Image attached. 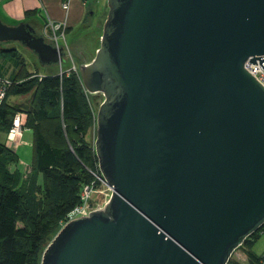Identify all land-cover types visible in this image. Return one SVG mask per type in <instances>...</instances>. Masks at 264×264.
<instances>
[{"label":"water","instance_id":"95a60500","mask_svg":"<svg viewBox=\"0 0 264 264\" xmlns=\"http://www.w3.org/2000/svg\"><path fill=\"white\" fill-rule=\"evenodd\" d=\"M79 64L111 194L64 223L40 264H227L264 224V0H107ZM43 65L64 61L29 22L0 19Z\"/></svg>","mask_w":264,"mask_h":264},{"label":"trees","instance_id":"16d2710c","mask_svg":"<svg viewBox=\"0 0 264 264\" xmlns=\"http://www.w3.org/2000/svg\"><path fill=\"white\" fill-rule=\"evenodd\" d=\"M99 37L96 31L75 35L70 51L89 61ZM43 67L27 70L15 47L0 45V77L9 81L0 103V130L5 133L0 140V264H40L48 237L80 203L83 187L101 188L94 144L87 138L96 113L80 73L60 64ZM16 112L25 113L24 126L32 130L33 154L26 170L18 166L17 147L6 142ZM98 200L91 198L92 203ZM259 234L260 229L238 247L248 264L264 259L250 251ZM227 264L240 263L229 258Z\"/></svg>","mask_w":264,"mask_h":264},{"label":"rangeland","instance_id":"374dc122","mask_svg":"<svg viewBox=\"0 0 264 264\" xmlns=\"http://www.w3.org/2000/svg\"><path fill=\"white\" fill-rule=\"evenodd\" d=\"M107 10H108L107 0H86L85 2H82L81 0H71L70 8L68 9L69 16L67 20V24L70 25V28L67 31H65V39L68 44L67 50H69L70 55L69 56H67L66 54L63 55L64 61L60 63V66L62 65L64 67L66 66L72 67V64H74L75 70L79 72V64L80 62H82V60L76 58L75 55L70 51L72 49L69 42L72 39V37H74L75 35L79 36L85 34L86 36L87 32L91 34L92 31L93 32L96 31L101 35L102 25ZM62 16H64V13ZM42 18L43 17L41 16V20ZM2 21L7 23L6 20H2ZM34 28L36 29L37 33L43 35L42 26L41 27L34 26ZM47 41L50 42L49 39ZM0 45L2 47H10V46L15 47L22 55L24 62L26 63L27 70L34 71L33 69L35 68H38L39 70L44 69L43 65H41L38 62L36 56L32 52L27 50L25 47H23L21 43L17 41H10V42H2L0 43ZM87 97L90 100L92 109L95 110L96 113L98 105L103 98L102 94L88 93L87 91ZM95 130H96V122L91 124L87 136L88 140L92 144H94ZM23 132L24 135L23 136L21 135L18 139L16 138L15 141L14 140L11 141L10 145L12 147H17L16 151L19 156L18 166L21 170L24 169L26 170L27 168H29V166H26V164L30 163L33 154L32 130L24 126ZM4 139H5V133L3 132V130H0V140H4ZM100 191H102V193L98 191L96 193H93L92 195L95 196L96 199L102 201L107 199L108 195L110 194V191L107 190L105 187H102V185ZM58 229L50 234L46 243H48L52 239V237L56 234ZM250 251L256 256H262L264 254V234H259L257 236L255 241L250 246ZM230 258H232L236 262H239L240 264H248L247 256L245 255V253L241 248H237L235 252H233ZM262 264H264V259L262 261Z\"/></svg>","mask_w":264,"mask_h":264},{"label":"built area","instance_id":"2783aa9c","mask_svg":"<svg viewBox=\"0 0 264 264\" xmlns=\"http://www.w3.org/2000/svg\"><path fill=\"white\" fill-rule=\"evenodd\" d=\"M82 2H85L86 0H81ZM70 0H62L61 6L64 10H68ZM65 31H66V24L64 22H53L51 20H46L45 24L43 26V36L49 41L54 44L55 46H59L63 48L64 55L67 56L70 55L68 49V44L65 39ZM67 50V51H66ZM66 51V53H65ZM244 68L251 73L263 86H264V69L261 68L259 65V60H256V63L247 61L244 64ZM71 69H75L74 64H72ZM9 85V81L4 78L0 77V103L3 99L6 87ZM25 113L23 112H16L12 118L11 126L8 130L7 136H6V142L10 145L11 141H15L16 138L18 139L24 129V121H25ZM95 177L100 181L102 187H105L107 190L110 191L111 194V187H109L105 180L101 177V175L95 174ZM101 192L99 190H95L93 187H90L88 185L84 186L81 193H80V203L76 204L70 212L67 214L66 219L61 224V226L66 223L67 221L80 217V216H86L89 211L101 208L105 202L108 200L110 194L108 195V198L105 200H98L96 203L91 202L92 194L96 192ZM93 200V199H92ZM60 226V227H61ZM261 233L264 234V224L259 228Z\"/></svg>","mask_w":264,"mask_h":264},{"label":"crops","instance_id":"0c3cea01","mask_svg":"<svg viewBox=\"0 0 264 264\" xmlns=\"http://www.w3.org/2000/svg\"><path fill=\"white\" fill-rule=\"evenodd\" d=\"M61 2L62 0H0V19L6 20L8 24L29 22L35 27L42 26V29L48 19L53 22H64L67 31L70 28L67 24L69 13L62 8Z\"/></svg>","mask_w":264,"mask_h":264},{"label":"flooded vegetation","instance_id":"af4514ba","mask_svg":"<svg viewBox=\"0 0 264 264\" xmlns=\"http://www.w3.org/2000/svg\"><path fill=\"white\" fill-rule=\"evenodd\" d=\"M91 12V11H90Z\"/></svg>","mask_w":264,"mask_h":264}]
</instances>
